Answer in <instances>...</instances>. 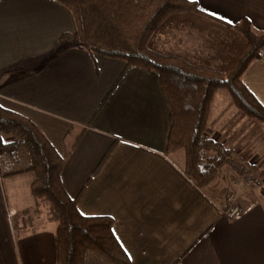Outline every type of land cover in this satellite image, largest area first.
Here are the masks:
<instances>
[{"label":"crops","instance_id":"0c3cea01","mask_svg":"<svg viewBox=\"0 0 264 264\" xmlns=\"http://www.w3.org/2000/svg\"><path fill=\"white\" fill-rule=\"evenodd\" d=\"M193 1L203 14L171 15L149 47L230 70L247 39L224 23L247 18L264 30V0ZM76 30L54 0H0V103L68 156L62 180L79 210L114 219L131 264H264V187L229 217L216 190L202 191L185 174V153L167 154L170 105L159 73L75 45L55 53L58 38ZM243 81L264 106V52ZM259 129L228 91L215 93L206 138L232 154L257 151ZM33 180L31 172L0 174V264H57V222L49 202L32 195ZM85 264L113 263L88 251Z\"/></svg>","mask_w":264,"mask_h":264},{"label":"trees","instance_id":"16d2710c","mask_svg":"<svg viewBox=\"0 0 264 264\" xmlns=\"http://www.w3.org/2000/svg\"><path fill=\"white\" fill-rule=\"evenodd\" d=\"M54 1L72 13L77 28L75 34L64 33L58 38L55 53L65 41L76 36L80 49L159 73L170 105L167 154L183 151L185 174L202 191L211 189L214 194L211 186L231 161L232 152L206 138L210 108L215 93L223 89L243 113L264 123V106L243 81L251 63L264 52V30L256 29L247 18L237 24L224 23L242 33L247 45L234 66L220 72L192 65L177 56L159 54L149 47L152 37L171 15L203 14L196 1ZM67 157L58 152L32 119L0 103V174L2 177L24 172L34 174L31 193L49 202L57 222V264H85L88 251L100 254L113 264H131L115 234L114 219L84 215L76 199L66 191L62 174Z\"/></svg>","mask_w":264,"mask_h":264},{"label":"rangeland","instance_id":"374dc122","mask_svg":"<svg viewBox=\"0 0 264 264\" xmlns=\"http://www.w3.org/2000/svg\"><path fill=\"white\" fill-rule=\"evenodd\" d=\"M63 44L65 46H77L79 41L75 36L72 40H67ZM254 121L258 126H262V129L258 130V134L261 133L260 138H263L264 123L256 119H254ZM259 148V151L249 149H245V151L237 150L238 152L234 151L231 161L224 166L221 174L216 179L214 186H211L214 190H216V192H218L217 197L219 198V195L221 196L218 202L221 204L223 210L228 211L234 207H238L240 213L242 210L241 200L243 197H245L248 193H253L256 189L264 187V144L260 145ZM243 168L251 170L255 176L260 178L261 182L255 184L251 181L243 179Z\"/></svg>","mask_w":264,"mask_h":264},{"label":"built area","instance_id":"2783aa9c","mask_svg":"<svg viewBox=\"0 0 264 264\" xmlns=\"http://www.w3.org/2000/svg\"><path fill=\"white\" fill-rule=\"evenodd\" d=\"M243 169H244V173L242 174L243 179H245L246 181H251L255 184L261 182L260 178L255 176L251 170H249L248 168H243ZM224 211L229 217H236L239 214L238 207H234L231 210L228 211L224 210Z\"/></svg>","mask_w":264,"mask_h":264}]
</instances>
